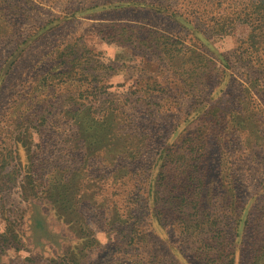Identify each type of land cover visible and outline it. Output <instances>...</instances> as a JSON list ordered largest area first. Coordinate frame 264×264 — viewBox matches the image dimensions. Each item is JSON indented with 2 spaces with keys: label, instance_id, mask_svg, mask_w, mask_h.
<instances>
[{
  "label": "rangeland",
  "instance_id": "rangeland-1",
  "mask_svg": "<svg viewBox=\"0 0 264 264\" xmlns=\"http://www.w3.org/2000/svg\"><path fill=\"white\" fill-rule=\"evenodd\" d=\"M132 1L0 0V264H204L183 230L234 206L233 264H264V25L238 20L257 0L196 25ZM179 142L198 160L164 173Z\"/></svg>",
  "mask_w": 264,
  "mask_h": 264
},
{
  "label": "trees",
  "instance_id": "trees-1",
  "mask_svg": "<svg viewBox=\"0 0 264 264\" xmlns=\"http://www.w3.org/2000/svg\"><path fill=\"white\" fill-rule=\"evenodd\" d=\"M213 1H215V5L216 8L222 4L219 0H178V3H180V5H183V9H185V11H187L188 15L190 16L189 18H181L180 16H176L178 19L183 20V21H187V23L192 24L194 22V20L198 21V23H202L203 17L206 16L205 13H207V6H209L210 3H212ZM130 2V1H129ZM255 6L250 7V16L248 13L244 14L246 16V18L241 19L239 18L238 20L243 21L245 23H247L248 25L250 24L252 27L253 20H254V16L256 14H261L262 17L259 19L258 22L259 25H264V0H257L255 1ZM131 3H140V4H144L146 2H138V1H132ZM176 2V4H178ZM143 6V5H142ZM195 6V7H194ZM254 7L256 9V11H254ZM163 9H168L167 7L163 6ZM175 15V14H174ZM181 15V14H180ZM249 16V17H248ZM192 21H191V20ZM189 24V25H190ZM195 24V22H194ZM196 25V24H195ZM219 25V24H218ZM231 24H229V22H222V24L220 23L219 26L216 27V29L220 32H223L221 34H225L227 27H230ZM257 27V26H256ZM256 28H254L255 30ZM151 32V31H148ZM153 35V38L150 37L151 40L155 41V40H165V42L162 43V51L159 50L165 57H168V59L170 60V62H172L173 58L181 51L179 48L175 49V47L178 45L177 43L172 42L169 38H165L162 37V35H159L158 37L155 36L154 33H149V35ZM148 35V36H149ZM110 37V36H108ZM112 37V36H111ZM132 35L128 36V38H131ZM146 39V38H145ZM135 40V39H134ZM142 42H146L145 40H142ZM174 48L168 47V45H174ZM151 46V44H150ZM152 47V46H151ZM179 51L177 53L172 54L173 51L178 50ZM244 53H246V50H243ZM74 59L73 61H76L78 63L81 64L80 61L86 62L88 61V63H84V65L91 70V68H94V66L92 65V60H90L91 58L86 57L85 59H83V56H80L79 54H75V56H73ZM82 59V60H81ZM201 59L198 58V62ZM95 66L96 67H100L102 66L101 64H97L98 63V59L95 60ZM191 67H194L196 69V71H192L194 72L195 75H199L200 77L203 76H207L206 74H204L202 71H200L201 67H195L193 64L191 65ZM199 70V71H198ZM200 72V73H198ZM56 76L58 78H62L63 81H66V79L68 77H71V74H56ZM72 78V77H71ZM88 78H96L95 76H91V75H81L80 76V80H86ZM184 142H179L178 145H176V151L174 152V156H177L178 159L173 158L171 160L167 159L165 160L164 165L162 166L164 173H165V169H167V167L169 165H181L179 168H185V167H192V165H194V163L198 160L197 158V153L193 152V149H190V147H188V149H182L181 147H183ZM178 152H182L184 154H182L180 156L179 159V153ZM193 158V159H192ZM186 172L180 171L181 175L184 177L185 181L186 179L189 181L191 179V176L194 173V170H185ZM162 173V172H161ZM159 176V179L161 176ZM181 180V179H180ZM181 185V184H180ZM186 187V186H185ZM161 188V187H160ZM183 198L180 201V205L177 208V211L179 214H185V216L187 215V208L186 206H188L187 204V199L189 198H185L186 196V192H182L181 195ZM186 208V209H184ZM231 215H226V216H214L213 218L211 216L207 217H203L202 219H200V214L199 212H196V219L195 222L198 224V226L194 227L193 231H191V234H189L188 231H186L187 229H184L183 231L185 232L184 234L187 235V238L189 237L194 238L192 241V251L194 253V255H196V257L202 261L204 264H233L234 261V251H233V247L235 246L236 242H237V238H238V234H239V227L241 224V216L239 214H236V206H234L233 210L231 211ZM211 215V213H210ZM243 232V231H242ZM195 234V235H194ZM185 235V236H186ZM261 249V248H260ZM259 249V250H260Z\"/></svg>",
  "mask_w": 264,
  "mask_h": 264
}]
</instances>
